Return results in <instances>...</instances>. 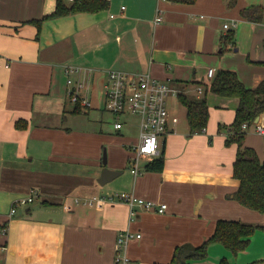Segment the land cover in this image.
<instances>
[{
  "label": "crops",
  "instance_id": "crops-1",
  "mask_svg": "<svg viewBox=\"0 0 264 264\" xmlns=\"http://www.w3.org/2000/svg\"><path fill=\"white\" fill-rule=\"evenodd\" d=\"M256 5L262 19L253 21L242 11ZM55 7L56 0H0V264H110L125 228L142 233L127 245L132 264H172L176 246L201 244L220 218L264 222V213L235 197L237 146L219 130L233 121L239 100L206 88L209 67L235 69L249 87L264 78V0H109L103 9L44 18ZM231 30L234 39H226ZM66 65L82 67L72 78L85 83L90 106L69 97ZM112 68L170 78L208 101L205 130L192 133L177 115L160 136L162 170H131L126 143L137 140L139 123L126 115L122 129L114 126L104 95ZM94 108L102 123L91 139L73 121ZM247 131L244 144L263 158L264 138L251 135L253 126ZM106 166L121 173L101 183ZM120 191L167 208L131 215L122 200L75 201Z\"/></svg>",
  "mask_w": 264,
  "mask_h": 264
},
{
  "label": "trees",
  "instance_id": "trees-1",
  "mask_svg": "<svg viewBox=\"0 0 264 264\" xmlns=\"http://www.w3.org/2000/svg\"><path fill=\"white\" fill-rule=\"evenodd\" d=\"M172 1L193 3L196 0ZM108 3L109 0H56L55 9L44 18L75 11H95L107 7ZM262 10L260 6L256 5L247 7L242 12L247 18L258 21L262 19ZM34 21L39 25L41 19ZM225 38L233 40L234 31H229ZM206 88L217 94L235 96L239 100L233 121L231 123L220 122L219 130L226 132L227 144L235 143L237 146L233 173L240 179V185L235 192V197L242 204L264 213V157L259 155L255 147L244 144L247 130L242 127L245 121L253 122L258 116L264 114V78L257 86L249 87L235 69L222 67L216 70ZM178 96L187 109L186 115L191 132L202 131L207 126L210 117V106L207 99L190 96L182 88ZM76 103L81 105L79 102ZM78 105L76 109L80 110ZM164 163V156L161 154L148 161L144 169L162 170ZM258 228L264 230V222L254 223L240 219L220 218L214 232L201 244L183 243L176 246L170 263L193 264L192 260L205 258L208 255V247L211 242L223 243L235 253L243 251L249 245L252 235ZM261 263L264 261H253L249 264ZM219 264L236 263L223 257Z\"/></svg>",
  "mask_w": 264,
  "mask_h": 264
},
{
  "label": "built area",
  "instance_id": "built-area-1",
  "mask_svg": "<svg viewBox=\"0 0 264 264\" xmlns=\"http://www.w3.org/2000/svg\"><path fill=\"white\" fill-rule=\"evenodd\" d=\"M162 18L159 13L156 21H161ZM225 27H229V23H225ZM81 69L82 67L78 65L65 66L68 75V95L72 101L79 102L83 106H90L88 97L81 93V90L85 88V83L81 79L72 78V73L81 72ZM215 73V68H208L210 77H213ZM180 91V88L174 85L170 78L160 79L149 71L131 73L117 68L108 70L104 84L105 107L117 116L114 122L115 128L122 129L125 126L124 116L126 115H134L138 118L137 140L126 143L128 150L132 152L129 156V165L134 174H139L144 170L141 163L142 158L150 161L161 155L160 136L168 131L170 122H177L179 119L171 112L169 97L178 95ZM198 91L201 93L203 89L199 87ZM251 126L257 132L264 134V121L256 119L253 122L245 121L242 125L245 130H249ZM205 129L206 127L203 128V130ZM32 199V195L20 198L16 201V205ZM106 199L127 202L131 215H134L138 208L159 212H163L167 208L165 201H156L129 191L93 195L82 199L76 197L75 201L93 205L100 204ZM15 210L16 206H13L11 211ZM3 230L6 231V225L3 226ZM141 235V232L130 228L120 230L115 242L114 260L110 264H132V258L127 253V245L132 238L141 237Z\"/></svg>",
  "mask_w": 264,
  "mask_h": 264
},
{
  "label": "rangeland",
  "instance_id": "rangeland-1",
  "mask_svg": "<svg viewBox=\"0 0 264 264\" xmlns=\"http://www.w3.org/2000/svg\"><path fill=\"white\" fill-rule=\"evenodd\" d=\"M169 105L171 108L173 107L175 114L181 117V120L183 122L187 120L186 108L180 103L177 97H174V98L172 96L169 97ZM87 110H82L79 114L76 113L74 117L73 125L76 126V128L84 131L85 136L93 139L95 138L96 131L100 130L102 118L100 117V114H98L97 111H95L96 110L95 108L90 111H87ZM130 117L131 119H134L136 116L131 115ZM247 133L249 134L250 131H247L245 136H247ZM251 135H254L255 138H258L260 142L263 141L264 135L262 133L259 134L258 132L257 134L255 133ZM143 161H145V158L141 159V163H143ZM263 231H260L259 233L256 230L254 235L251 237V241L249 245L247 246V248L237 253L230 250L223 243L211 242L209 246H211V244L212 246L208 247V255L205 258L195 260L194 264H219L220 260L223 257H226L229 261L234 262L236 264H249L253 261H257V262L264 261L263 260L264 259V237L261 235L262 234L261 232ZM258 260H261V261H258ZM261 264H264V263H261Z\"/></svg>",
  "mask_w": 264,
  "mask_h": 264
},
{
  "label": "water",
  "instance_id": "water-1",
  "mask_svg": "<svg viewBox=\"0 0 264 264\" xmlns=\"http://www.w3.org/2000/svg\"><path fill=\"white\" fill-rule=\"evenodd\" d=\"M256 119H259V116ZM104 162L107 163L106 149L104 150ZM119 173H121L120 170L112 169V168H109L108 166H106L102 171V174H101V177L99 178V181L101 183H105V182L111 180L113 177H115Z\"/></svg>",
  "mask_w": 264,
  "mask_h": 264
}]
</instances>
